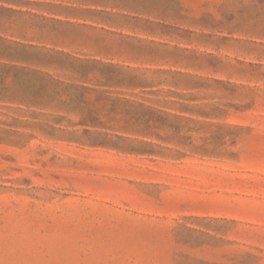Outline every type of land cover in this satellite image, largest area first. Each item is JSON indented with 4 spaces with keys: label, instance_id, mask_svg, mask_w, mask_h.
Returning a JSON list of instances; mask_svg holds the SVG:
<instances>
[{
    "label": "rangeland",
    "instance_id": "rangeland-1",
    "mask_svg": "<svg viewBox=\"0 0 264 264\" xmlns=\"http://www.w3.org/2000/svg\"><path fill=\"white\" fill-rule=\"evenodd\" d=\"M125 1L168 84L0 68V264H264V0Z\"/></svg>",
    "mask_w": 264,
    "mask_h": 264
},
{
    "label": "crops",
    "instance_id": "crops-1",
    "mask_svg": "<svg viewBox=\"0 0 264 264\" xmlns=\"http://www.w3.org/2000/svg\"><path fill=\"white\" fill-rule=\"evenodd\" d=\"M1 1L10 6L0 5V30L10 31L18 41L62 54L64 60L75 64L70 68L82 86L156 87L169 83V79H161L157 74L174 75L153 68L162 57L146 53L124 33L166 26L144 17L149 13L146 5L99 0L107 6L79 7L76 11L58 13L47 6L51 0ZM84 50L88 53L81 58L79 52ZM64 68L53 66L49 70Z\"/></svg>",
    "mask_w": 264,
    "mask_h": 264
},
{
    "label": "trees",
    "instance_id": "trees-1",
    "mask_svg": "<svg viewBox=\"0 0 264 264\" xmlns=\"http://www.w3.org/2000/svg\"><path fill=\"white\" fill-rule=\"evenodd\" d=\"M47 6L53 12L62 13L67 10L76 11L79 7L107 5L99 0H51ZM62 56L45 47L0 36V68H6L8 71H28L29 74L34 73L43 81H49L50 84H60L48 71L53 66L64 67L67 59L64 60ZM64 56L67 57V55ZM17 73L15 72L13 76L16 77Z\"/></svg>",
    "mask_w": 264,
    "mask_h": 264
}]
</instances>
